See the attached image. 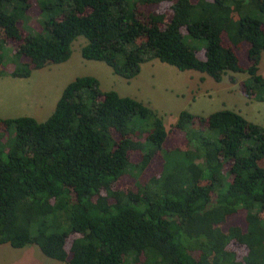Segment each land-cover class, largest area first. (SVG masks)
Wrapping results in <instances>:
<instances>
[{"label": "trees", "instance_id": "1", "mask_svg": "<svg viewBox=\"0 0 264 264\" xmlns=\"http://www.w3.org/2000/svg\"><path fill=\"white\" fill-rule=\"evenodd\" d=\"M163 2L171 10L163 27L155 10L137 17L139 6ZM35 3L38 30L27 25L28 0H0V65L4 38L19 41L11 77L64 62L81 35V57L126 79L154 58L214 81L243 72V95L264 102V0ZM193 118L178 112L184 147L164 148L166 129L154 111L101 90L90 75L66 83L43 121L0 117V244H35L65 264H264V127L228 108L197 116V124ZM156 154L160 169L141 181ZM123 174L134 177V189L113 188ZM241 210L244 228L223 230ZM230 241L243 249L239 258L226 248Z\"/></svg>", "mask_w": 264, "mask_h": 264}, {"label": "rangeland", "instance_id": "2", "mask_svg": "<svg viewBox=\"0 0 264 264\" xmlns=\"http://www.w3.org/2000/svg\"><path fill=\"white\" fill-rule=\"evenodd\" d=\"M28 3L27 25L38 30L35 0H28ZM148 10H155L161 15L160 27H163L171 14L170 2L139 6L136 12L137 17L143 20ZM17 27L19 33L24 35L25 30L21 22L17 23ZM181 31L183 32V29ZM85 41L83 36H76L71 42V53L67 60L61 63H46L40 69H33L28 77L19 78L7 75L13 67L12 53L18 47L19 41L4 38L2 64L0 65L3 72L0 74V117L31 116L36 121H43L51 113L66 83L74 77L90 75L98 81L100 89L114 90L120 96L132 97L154 111L161 118L166 129L164 148L184 147L183 135L174 126V121L181 109L191 110L194 115L192 122L197 124V116L204 117L206 116L204 113H211L228 105L234 109L233 111H239V114L241 113L247 120L259 123L264 127V102L250 100L240 90V82L246 77V73L227 71L218 82L202 73L206 77V82H203V79H200L201 72L190 69L178 70L176 67L154 58L153 61L141 63L140 71L134 77L126 79L114 74L103 61L81 57L80 47ZM236 53L240 63L245 64L244 51H236ZM197 55L201 56V50L197 52ZM19 60L27 62L28 58L21 56ZM258 73L264 77V50L261 52ZM230 77L235 80L230 81ZM207 85H211L210 88H213L204 94L211 104L205 103L199 97L203 94L202 87ZM214 92L217 93V97L212 102L211 97L214 96L211 95L215 94ZM112 135L115 140L118 139L114 132ZM128 156L132 162L138 160L136 152H130ZM158 158L159 156L156 154L149 165L138 174V179L142 181L157 174L160 169ZM258 163L264 168L263 159ZM113 188L122 191L134 189V177L129 174L121 175L113 183ZM228 225H236L243 229L244 212L241 210L229 216L221 228L224 230ZM75 236L74 233L67 236L66 247L71 238ZM4 245L0 246V264L59 263L57 260L43 255L35 244L19 248L11 247L8 243ZM226 248L232 251L237 258L243 254V249L234 241L228 242Z\"/></svg>", "mask_w": 264, "mask_h": 264}, {"label": "crops", "instance_id": "3", "mask_svg": "<svg viewBox=\"0 0 264 264\" xmlns=\"http://www.w3.org/2000/svg\"><path fill=\"white\" fill-rule=\"evenodd\" d=\"M148 61H153V59H151V60H148ZM143 63V62H142ZM141 65V64H140ZM140 71V70H139ZM202 74V73H201ZM20 78V77H19ZM201 80L203 79V82H206L205 80H206V77L202 74V76H201V78H200ZM216 82H218V81H216ZM215 82V83H216ZM210 86L211 85H207V86H205V87H202V95L201 96H199L200 98H202V101H204L205 103H209V104H211L207 99H206V97H205V93H207V90H212L211 88H210ZM101 90H107V89H101ZM190 92V91H189ZM215 93V92H214ZM211 96H214V97H211L212 98V102H213V100H214V98H216L217 97V93H215V94H213V95H211ZM224 98V97H223ZM221 101H223L222 99H220ZM199 101H201V100H199ZM222 108H228V109H232V110H234L233 108H231L230 106H226L225 105V107H222ZM221 108V109H222ZM219 110V109H218ZM187 111H189L190 113L192 112L191 110H188L187 109ZM238 113H239V111H237ZM204 114H208L207 112L206 113H204ZM240 115H242L241 113H240ZM243 116V115H242ZM1 118H4V117H1ZM245 118V117H244ZM259 124V123H258ZM5 243H2V244H0V246L2 247V246H5L4 245ZM24 257V256H23ZM53 259V258H52ZM54 260H56V259H54ZM58 261V260H57ZM59 263H56V262H51V264H65L64 262H62V261H58ZM26 264H29V262L28 263H26Z\"/></svg>", "mask_w": 264, "mask_h": 264}]
</instances>
